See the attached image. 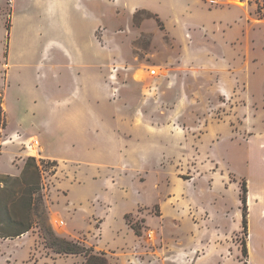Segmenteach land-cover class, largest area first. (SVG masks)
Masks as SVG:
<instances>
[{
  "label": "rangeland",
  "instance_id": "obj_1",
  "mask_svg": "<svg viewBox=\"0 0 264 264\" xmlns=\"http://www.w3.org/2000/svg\"><path fill=\"white\" fill-rule=\"evenodd\" d=\"M78 58L80 65L73 61ZM251 58H264V0H0V95L7 113L0 174L20 177L29 157L43 162L38 216L43 218L45 211L48 224L63 238L56 232L61 214L73 213L60 209L50 215V191L59 168L39 157L42 148L43 155L82 159L95 155L93 150H101L96 156L106 151L109 176L134 172V163L115 161L124 151L118 131L108 132L109 146L104 130L89 139L86 131H74L69 119L64 125L60 121L65 111L59 105L74 97L76 79L91 76L97 101L110 97L112 106H97L107 121L119 109V91L140 94L145 109H167L155 134L161 165L178 185L170 195L173 200L167 198L164 179L158 180L161 189L146 196L147 187L140 191L146 201L126 219L139 227L140 239L127 232L126 223L119 228L122 211L115 199L97 198L104 203L94 199L77 204L79 214L71 217L85 227L92 224L90 234L66 240L106 254L110 264H184L185 253L192 257L188 264H264V226L252 222L245 233L243 220L238 224L235 216L241 190L233 185L236 179L223 176L234 154L231 139L244 124H257L258 116L247 108L244 78L238 84L234 79L235 74L246 76L244 62ZM84 85L92 96L90 84ZM97 125L102 127L103 121L97 119ZM249 130L246 134H253ZM216 140H221L219 158ZM76 166L71 161L61 169L73 176ZM144 179V173L135 177L138 183ZM114 181L116 186L104 190L114 196L116 188L127 189ZM183 205L190 218L183 216ZM101 215L111 231L101 227ZM38 216L36 221L43 224ZM36 229L22 242L0 243V262L85 263L81 255L53 254ZM205 252L213 258L199 260Z\"/></svg>",
  "mask_w": 264,
  "mask_h": 264
},
{
  "label": "crops",
  "instance_id": "obj_2",
  "mask_svg": "<svg viewBox=\"0 0 264 264\" xmlns=\"http://www.w3.org/2000/svg\"><path fill=\"white\" fill-rule=\"evenodd\" d=\"M92 36L93 39L92 41L90 40V46L93 49L92 56L95 58V34L93 33ZM73 61L76 65H80L82 64L83 60L82 58H78L77 60ZM244 67H246L244 72L246 76L240 77L239 74H235L234 79L235 83L238 84L244 78V82L246 83V94L249 98V104L247 105V108H249L250 114L252 113L258 116V118H254V120L257 121V124H249L253 134H246V130L250 131V127L248 128L246 124H244L243 127L241 125V129L243 130L246 128V130L242 131L241 133V129H239L231 139L232 142L235 143L234 154L231 166H229L227 163L229 169H227V173H225L223 176L228 177L229 180L231 177L236 179V182H233V185L237 184V188L239 187V190H241L240 182H246L248 189V225L253 222L255 225L264 226V58L247 59V61L244 62ZM76 83L77 91L74 97L71 96L72 99L67 101L68 104L65 105V103H61L59 105V108L65 111L60 121L63 122L64 125L66 120L69 119V121H71V123L74 125L73 130L77 131L78 134L80 132L84 133V131H86L88 138L91 135H93V138L98 137L97 134H100L99 130H104L105 133H103V137L104 140L108 141L107 145H109L110 142V135L108 132L113 131V129L118 131L119 137H121L119 138V142L122 148H124V151L119 153L117 159L115 157V161L127 166L133 165L134 163L135 170L134 172H131V170L127 169V167L121 168L125 169L126 171H130L131 173L123 174L121 172V174L118 173V176L115 178L114 176L112 177L108 174L109 168H107V165H105L107 162L109 163L108 158H106V151L105 154L99 153V156H96V153L101 150H93L95 155H89L86 157L87 159H82L81 157L67 158L62 155H43L44 151L42 148V155H39V157L47 159V161L57 162V167L59 168V171H56L55 175L53 176L56 182L55 185L52 186L53 190L50 191V215L53 217L56 212H60V209L61 211L63 209L72 210L73 214H79L77 209H75L76 207H74L77 204L80 205L83 202H90L91 200L93 201L95 199L100 205L103 204L104 202L102 201H106V199H115L116 206H119V210L122 211V214L119 217V228L121 229L126 223L128 225L126 227L129 228L127 232H129L132 237H137L140 239L141 237L137 236L135 231L127 223L126 216H130L131 212H138L141 203L146 201L145 197L143 198L142 195L145 194L146 196L150 192L155 191L156 188H160L158 185V180H165L166 183L164 188L166 190V194L168 195V200H173V198L170 199V195L175 193V186L178 185V183L172 179L170 171H164L165 168L161 165V158L158 153V143L160 139L155 134V132L158 131L157 127L159 126L160 122V114L166 113L165 111H167V109L159 107L145 109L139 103L140 94L119 91L117 94V100L115 101V106H118L119 109L110 117V120L107 121L97 106H104L107 104L112 106L111 102L109 101L110 97L108 96L106 98L104 96V98H102L103 101H97V94L95 93L96 91L94 88V79L91 76L88 81L77 78ZM85 83L90 84L93 90L92 96L89 90L87 92L84 90ZM237 88L239 87L237 86ZM75 98H77L76 104L74 103ZM63 100L64 99L61 101ZM237 109L239 110L240 108L237 107ZM114 115L115 117H113ZM97 119L103 121L102 127L101 125H97ZM84 139L85 138L83 137V140ZM221 140H216V154ZM132 143H134V145ZM109 146H111V144ZM216 157H218V154ZM71 161L77 163V166L75 167L77 172L73 173V176H69L70 173L67 174L61 169L62 166H67V164ZM81 163H88V166L80 165ZM141 173H144L145 181L138 183L137 180H135V177L138 178ZM113 178L114 180H120L118 183L121 186H124L125 183L127 188L126 190L116 188L115 191H113V193L116 192L114 196L104 190L106 187H110L111 185H117V182L115 183ZM72 179L75 181H72ZM144 187L147 188H145L143 194L140 195V191ZM185 192L186 188L183 189V193ZM97 198H100L102 201H98ZM164 205L161 207V212L164 214L163 218L166 217L165 215L167 213ZM241 205L242 203L239 199L237 211L235 212L238 224L240 219L241 221L243 220V216L241 214L242 209L240 208ZM71 207L74 208L71 209ZM171 208L172 210H176L172 204ZM182 211L185 218H190L191 211L186 207V205H183ZM73 214H70L69 212L62 213L61 227L59 230L55 229L59 235L68 240L77 236H82V232H86V234L89 235L92 228V224L90 223H88V227H85L81 222L79 223L78 221H72L71 217ZM104 215L106 218L109 217L108 213L106 214V212ZM177 215H179V212ZM101 217H103L101 219H104L101 227H106L109 229V231H111V227L107 223V220H105L104 216L101 215ZM32 233L33 231L16 239H0V243L16 241L22 242L23 239H26ZM205 253L206 254L201 253L199 260L213 258V256L211 257L209 255V252ZM30 255L31 250L28 257ZM184 255V264L190 263L192 260L191 255L190 257H188L187 253ZM186 260L189 262L187 263ZM216 261L219 263L217 259ZM206 262L201 261L196 262L195 264H205ZM27 263L28 261H23L22 264ZM148 263L150 264V262ZM0 264L2 263L0 262Z\"/></svg>",
  "mask_w": 264,
  "mask_h": 264
},
{
  "label": "trees",
  "instance_id": "obj_3",
  "mask_svg": "<svg viewBox=\"0 0 264 264\" xmlns=\"http://www.w3.org/2000/svg\"><path fill=\"white\" fill-rule=\"evenodd\" d=\"M4 104V98L0 95V155L2 140L7 128V113ZM41 164H38L36 158L29 157L20 177L0 174V239H16L37 228L46 248L57 255H81L85 258L84 264H110L106 254H97L93 249L83 247L78 242H69L57 236L48 224L45 211H41L43 218L38 216L40 208L37 207V202L39 205L43 202ZM48 165L53 168L58 166L57 162L51 161ZM247 194V184L241 182L240 200L243 205L242 222L245 233L248 230ZM36 216L40 221L43 219V224L36 221ZM131 228L137 236H141L138 226L131 225Z\"/></svg>",
  "mask_w": 264,
  "mask_h": 264
}]
</instances>
